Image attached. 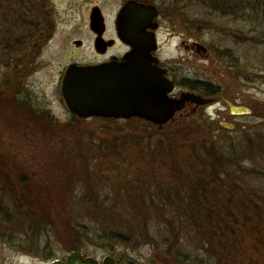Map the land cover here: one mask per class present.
<instances>
[{"label":"rangeland","instance_id":"1","mask_svg":"<svg viewBox=\"0 0 264 264\" xmlns=\"http://www.w3.org/2000/svg\"><path fill=\"white\" fill-rule=\"evenodd\" d=\"M3 1L0 30L8 39L12 38L14 44L0 46V170L10 179L9 186L14 190L0 189V264H47L54 258L68 256L73 250L71 246L78 241L82 243L85 237L84 233L70 230L68 217L79 216L81 221L87 217L92 226L110 224L109 218L94 216V201L88 202L89 207L79 201L81 192L72 202L73 191L112 193L100 207L105 217L108 212L112 220L125 216L127 218L120 220L136 226L134 214L146 212L148 205L144 204L142 211L131 203L126 191L167 189L162 184L175 183L171 171L182 172L176 159L188 175L195 173L192 171L196 170V164L200 167L193 153V142L188 141L186 147L176 149L172 138L167 139L163 131L178 126L193 131L196 129L193 125L201 123L206 134L201 133L198 138L220 143L225 150L229 144L226 139H219L217 127L223 121L234 123L235 129L246 131L250 141L244 148L243 165H264L261 157L254 162L256 156L264 158V45L253 39L254 34L264 29V17L235 20L209 12L199 0H189L188 13L192 19L187 22L186 17L184 23L181 19L185 15L174 18L171 5L167 4L165 9L161 5L160 59L172 66H184L186 74L193 75L194 79L200 77L221 84L233 102L247 105L253 112L233 115L227 104L220 101L184 121L181 116L177 117L173 126L163 124L160 128L159 124L136 118L128 119L130 123L111 117L77 118L69 112L61 95V71L69 62L93 61L100 57L90 27L93 8L102 9L106 23L103 35L112 37L116 14L125 0ZM23 5L31 11L18 12L17 6ZM39 8L43 10L41 13ZM32 14L45 18L49 27L35 45H31L33 29L24 25L32 20ZM257 27L260 28L253 32ZM187 39L204 44L209 54L205 56L197 49L194 52L186 49ZM24 93L30 98L32 108L21 102ZM34 108L49 109L50 119L58 126H48L47 117L35 119L31 113ZM160 141H163L161 146ZM177 164L179 169H176ZM40 187L49 192L48 198L42 195ZM26 197L36 198L35 208H40L37 213L28 205ZM128 206L131 214L124 212ZM163 217L159 214L153 218L158 221ZM34 219L48 224L41 235L29 229V222ZM152 228L158 232L157 228ZM159 228L165 231L163 226ZM36 236L39 237L36 239ZM86 244L84 255L100 262L108 255L114 256L117 264H153V261L158 264L161 259L154 246L140 238H132L131 244L103 245L95 240ZM211 244L219 243L213 240ZM236 253L229 250L230 257L238 256ZM199 254V263H203L204 257L208 264V256L201 251Z\"/></svg>","mask_w":264,"mask_h":264},{"label":"trees","instance_id":"2","mask_svg":"<svg viewBox=\"0 0 264 264\" xmlns=\"http://www.w3.org/2000/svg\"><path fill=\"white\" fill-rule=\"evenodd\" d=\"M199 2L203 7H207L209 12L215 11L235 20H254L264 17V0H199ZM4 4L5 1L0 0V8L2 7L0 15L4 11ZM167 4L171 5V13L175 11L176 17L174 18H181L180 15H185L181 19V22L184 23L186 17L187 22L192 19L188 13L189 0H162V9H165ZM17 9L18 12L24 9L28 12L31 11L26 9L25 5L17 6ZM39 10L40 13L43 11L42 8ZM30 18L32 20L24 25L33 29L31 45H35L38 37L46 35L49 27L45 18L34 14L32 17L30 15ZM197 20L200 19L197 18ZM0 26H2V22ZM258 28L260 27L253 29V32H256ZM253 39L264 45V29L259 31L258 35L254 34ZM12 40V38L8 39L4 31L0 30V46L5 43L11 47L14 44ZM29 61L31 60L29 59ZM22 101L23 98H21ZM50 116L45 117L50 119ZM38 117L36 116L35 119ZM125 122L130 123V120ZM193 126H196L193 131L183 130L178 126L163 132L167 139L169 136L172 138L169 139L176 149L186 147L188 141L193 142V153L198 157L200 167L196 164V170L192 171L195 173L188 175L182 164L176 159L175 162L180 165L182 172L171 171L170 175L175 183L162 184L167 189L163 191H126L131 203L140 207L142 211L144 204H147V211L150 210V212L141 213L140 211L139 214H134V220L137 221L136 226L126 225L124 221L120 220L127 218L125 216L120 219L113 217L112 220L108 212L105 217L104 210L100 207L105 204L106 198L112 196V193H105L106 197L104 193L100 192L94 194L91 193L93 191H73L70 195L72 202L78 197L77 193L81 192L79 201L84 206L89 207L88 202L94 201L92 203L94 216L100 215L101 219L109 218L111 220L107 226H92L87 222V217L82 221L79 216L75 219L68 217L67 222L70 230L85 234V237H82V243L78 241V238H75L78 243L71 246L73 249L88 248L86 241L89 240H95L103 245H115L116 243L131 244L132 238H140L143 242L154 246L156 253L161 257L158 264H200V251L203 255L208 256V264H264V165L254 167L253 163L250 167L241 162L246 158L244 148L250 144L245 130L227 129L219 124L217 127L219 139H226L229 144V148L224 150L225 147L222 148L220 143H214L208 139L202 141L198 138L201 133L206 134V129L201 123H196ZM162 142L160 141V146ZM236 153L242 157L236 158ZM259 157L264 162L262 156H256L255 163ZM178 164L176 169H179ZM9 181L10 179L5 178L0 170V189L14 190L11 185L9 186ZM37 186L39 188V185ZM40 188L42 195L48 198L49 192ZM116 192L122 193L123 191ZM25 199L34 212L37 213L40 210L39 207L35 208L38 202L34 201L36 198L26 197ZM42 205L43 203L40 204V206ZM124 212L131 214V208L128 206ZM86 213L90 215L91 212ZM159 214L164 217L156 221L153 217ZM99 217H96V220H100ZM118 222L121 223V226H117ZM29 223L30 231H35L40 235L48 227L46 222L41 223L39 220ZM162 226L165 230L163 232L159 228ZM152 227L157 228L158 232H155ZM133 234L135 237H131ZM37 237L39 236L35 238L37 239ZM213 240L219 244L212 245ZM229 250H235L239 255L234 258L230 257ZM152 263L155 264L154 261ZM202 264H205L204 257Z\"/></svg>","mask_w":264,"mask_h":264},{"label":"water","instance_id":"3","mask_svg":"<svg viewBox=\"0 0 264 264\" xmlns=\"http://www.w3.org/2000/svg\"><path fill=\"white\" fill-rule=\"evenodd\" d=\"M156 14L155 6L129 0L119 12L116 23L119 37L133 49L122 58L112 57L102 64L72 63L68 66L62 82V94L67 107L78 117L138 116L158 123L162 128L186 101L207 104L225 99L223 96L206 98L194 92H183L177 100L169 97L174 83L160 66L159 59L152 54L157 48L153 33L146 32L148 26H155L151 23ZM90 27L98 34L97 49L104 50L106 23L98 6L92 10ZM196 45L199 50L207 51L205 45ZM226 101L232 114L252 113L246 105ZM223 124L234 128V124ZM50 264H117V261L106 256L101 263L93 256L84 257L81 251H73L66 260L57 259Z\"/></svg>","mask_w":264,"mask_h":264},{"label":"flooded vegetation","instance_id":"4","mask_svg":"<svg viewBox=\"0 0 264 264\" xmlns=\"http://www.w3.org/2000/svg\"><path fill=\"white\" fill-rule=\"evenodd\" d=\"M127 1H129V0H125L124 3L122 4V6ZM136 1L145 3L147 5H149V4L153 5L157 9V14L151 23L152 25H155V26H151V25L148 26L146 28V32L148 34H150L149 32L153 33L157 48L152 52V54L159 59L160 66L166 70V74H167L168 78H170V80H172L174 83V88L170 92L169 97L177 100V99L181 98V95L183 92H194V93L200 94L201 96L206 97V98L223 96L225 99H222L220 101H222L226 104H227L226 100H230L233 102V99L230 97L229 92H227L222 87L221 84L219 85L213 81H210V80L208 81L207 79H203L200 77L198 79H194L193 75L186 74V70H185L184 66H172L170 64H166L164 61H162L160 59L159 51L161 48L160 47V41H161L160 32H161V27H162V21H161L162 0H136ZM120 9H119V11H120ZM118 12L116 14V17L114 20V26H113L115 29V34L112 37H105L104 36V39L108 43L104 42V46L106 45L104 50H97V54L100 57L97 58L96 60H93V61L85 60L84 62H81V61L74 60L72 62H69L65 66L64 70L61 71L62 77H61V82L59 85L60 91H61V85H62V80H63L64 74H65V71L67 69V66L70 63L80 62L83 64H101V63L107 62L112 57L117 56V57L121 58L133 49L131 44L122 41L118 36L117 27H116V18H117ZM93 35H94V41H95V39L97 38V34L94 32ZM184 45H185L186 49H190V51H192V52H194V49H197L196 41H193V40L190 41V39H187L185 41ZM114 48H116L117 50L115 52H112V50ZM201 53H203L205 56H207L209 54V48H207L206 52L202 51ZM23 101L26 103L25 104L26 106H27V104H29V106H31V108H32V102H31L30 98H28V95H26L25 93L23 94ZM220 101H215V102L207 103V104H198L192 100L186 101L183 104L182 108L177 110L175 112L173 118L171 120H169L164 126L165 127L173 126L174 125L173 122L176 120L177 117L181 116L182 120L184 121L185 119L197 114L202 108H204L210 104L220 102ZM48 110L49 109H47V108L46 109H35L34 108V110H31L32 111L31 113L34 116L45 117L47 115H49V116L51 115V113H49ZM36 114H38V115H36ZM71 114H73V113H71ZM47 122H48V124H47L48 126H51V125L52 126L53 125L58 126V123H56L53 119L49 121V117L47 118ZM156 126H158V125H156ZM49 262H50V260H49Z\"/></svg>","mask_w":264,"mask_h":264}]
</instances>
